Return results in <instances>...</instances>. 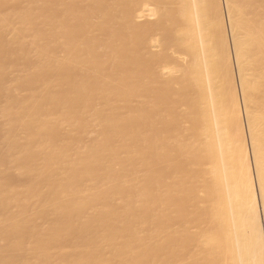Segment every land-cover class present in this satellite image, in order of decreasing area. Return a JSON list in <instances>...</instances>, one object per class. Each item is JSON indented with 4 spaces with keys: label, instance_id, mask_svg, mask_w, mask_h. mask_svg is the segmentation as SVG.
I'll use <instances>...</instances> for the list:
<instances>
[{
    "label": "bare ground",
    "instance_id": "bare-ground-1",
    "mask_svg": "<svg viewBox=\"0 0 264 264\" xmlns=\"http://www.w3.org/2000/svg\"><path fill=\"white\" fill-rule=\"evenodd\" d=\"M0 264H264V0H0Z\"/></svg>",
    "mask_w": 264,
    "mask_h": 264
},
{
    "label": "rangeland",
    "instance_id": "rangeland-1",
    "mask_svg": "<svg viewBox=\"0 0 264 264\" xmlns=\"http://www.w3.org/2000/svg\"><path fill=\"white\" fill-rule=\"evenodd\" d=\"M2 4H4V5H5V3H2ZM6 4H7V3H6ZM7 5H8V4H7ZM7 5H5V6H7ZM8 6H9V5H8ZM87 34H88V33H87ZM83 35H84V36H83ZM83 35H82V37H83V38L87 37V36H86V33H85V34H83ZM6 52H7V53H8V52L10 53V51H9V50H8V51H5L4 53H6ZM3 55H5V54H3ZM22 66H23V65H22ZM25 66H26V65H25ZM22 68H23V67H22ZM24 68H26V69H27V67H24ZM24 70H25V69H24ZM245 128H246V131H247V126H246ZM83 142H87V141H84V140H83ZM182 168H183V166H182ZM7 177H10V176H7ZM4 178H6V177L4 176ZM7 179L9 180V178H7ZM10 180H11V181H14V184H17V183H20V182H21V180H19V179H18V178H16V177H13V176H12V178H11ZM11 181H10V183H11ZM11 184H12V183H11ZM117 229H118V228H116V227L114 228V227H113V228H111V231H113V230H115V231H113V232H116V231H117V232H118V231H121V230H119V229L117 230ZM73 235H74V234H73ZM73 235H72V236H73ZM74 236H75V235H74ZM74 236H73V237H74ZM70 246H71V245H69V246H68V247H66V248H70V249H71V247H72V246H71V247H70ZM66 248H65V249H66ZM72 248H73V247H72ZM66 250L68 251V249H66ZM73 250H74V249H72V251H73ZM72 251H70V252H72ZM70 252L68 251V253H69V254L66 252V257H67V258H68L69 256H70V257H73V255H72V254H74V255H75V253H74V252H72V254H71ZM105 258H106V257H105ZM107 258H108V257H107ZM103 262H104V263H107V262H111V260H109V258H108V260H107V261H106V259H103Z\"/></svg>",
    "mask_w": 264,
    "mask_h": 264
}]
</instances>
